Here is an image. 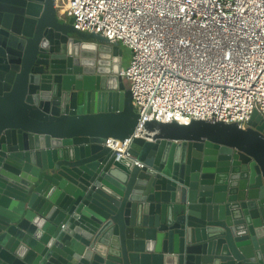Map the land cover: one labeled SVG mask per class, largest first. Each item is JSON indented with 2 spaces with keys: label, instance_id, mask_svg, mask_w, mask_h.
Listing matches in <instances>:
<instances>
[{
  "label": "water",
  "instance_id": "water-1",
  "mask_svg": "<svg viewBox=\"0 0 264 264\" xmlns=\"http://www.w3.org/2000/svg\"><path fill=\"white\" fill-rule=\"evenodd\" d=\"M54 2L0 0V264H264V113L147 118L116 157L122 53Z\"/></svg>",
  "mask_w": 264,
  "mask_h": 264
},
{
  "label": "built area",
  "instance_id": "built-area-1",
  "mask_svg": "<svg viewBox=\"0 0 264 264\" xmlns=\"http://www.w3.org/2000/svg\"><path fill=\"white\" fill-rule=\"evenodd\" d=\"M75 31L131 52L126 79L138 119L118 158L148 119L222 122L247 128L264 113V0H55ZM142 167V164L135 162Z\"/></svg>",
  "mask_w": 264,
  "mask_h": 264
},
{
  "label": "rangeland",
  "instance_id": "rangeland-1",
  "mask_svg": "<svg viewBox=\"0 0 264 264\" xmlns=\"http://www.w3.org/2000/svg\"><path fill=\"white\" fill-rule=\"evenodd\" d=\"M56 13H57L56 15L58 16V9H56ZM59 18L66 21V22L69 21V19H67L65 17H63V18L59 17ZM118 47L122 53L121 68H125L129 64L131 52L128 48H126L122 45H119Z\"/></svg>",
  "mask_w": 264,
  "mask_h": 264
},
{
  "label": "crops",
  "instance_id": "crops-1",
  "mask_svg": "<svg viewBox=\"0 0 264 264\" xmlns=\"http://www.w3.org/2000/svg\"><path fill=\"white\" fill-rule=\"evenodd\" d=\"M58 16H59V14H58ZM60 17V16H59Z\"/></svg>",
  "mask_w": 264,
  "mask_h": 264
}]
</instances>
